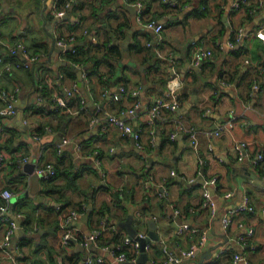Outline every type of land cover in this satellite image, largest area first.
<instances>
[{
	"label": "crops",
	"instance_id": "0c3cea01",
	"mask_svg": "<svg viewBox=\"0 0 264 264\" xmlns=\"http://www.w3.org/2000/svg\"><path fill=\"white\" fill-rule=\"evenodd\" d=\"M73 1H82L85 19L81 11L69 7ZM172 1L151 0L141 19L138 5L145 9L143 0H69L70 5L66 3L62 9L65 18L55 15L60 9L57 0H0L4 60L10 56L5 61L22 59L9 49L18 41L40 53V59L30 67L4 72L0 64V108L9 101L3 91L14 93L15 104H19L15 114L0 116V151L6 154V161L0 163V194L10 188L20 193L14 202L25 197L21 204H26L21 214L14 207V213L22 218L23 233L15 230L7 248L13 256L19 257L20 252L21 258H38L43 264H58L60 259L63 264H83L88 254L103 255L104 264L136 261L140 248L126 245L128 260L122 263H117L110 251L115 234H121L117 242L128 235L119 222L133 215L138 232L147 233L154 224L159 237L146 247L148 258L142 264H225L235 253L245 254L248 264H264V160L256 167L249 161L252 154H264V76L258 72L264 66V40L253 32L264 23V7L250 13L254 0L237 11L230 9L232 0H208L206 9L200 6L201 0ZM127 4L134 5L135 12ZM93 5L101 6L99 16L91 13ZM149 17L163 23L159 34L146 27ZM75 23L80 26L72 29ZM240 28L242 40L231 48L217 46ZM67 36L74 37L73 44L69 42L72 51L76 45L94 44L92 52L104 55L111 45H118L110 50L114 68L103 62L87 73V68L73 64L66 54L70 49L63 51L57 43L58 38ZM197 46L211 50L199 66L192 62ZM63 66H72L77 78L63 71ZM74 66L83 71V87ZM43 77L51 85L57 84L49 97L41 94ZM171 78L179 81L176 108L161 107L160 112L170 118L151 120L148 110L159 99H168L165 91ZM70 89L73 93H66ZM115 93L120 95L117 100ZM57 94L66 96L65 106H58ZM132 108L138 111L137 116L130 117ZM102 112L130 117L128 122L141 133L140 142L116 124L91 127L93 118ZM176 119L197 131L180 130ZM224 124L217 134L209 132ZM174 130L177 134L171 138ZM179 131L182 134L178 136ZM60 134L68 141L58 146L55 138ZM236 140L247 144L248 155L242 160L237 158ZM34 155L33 161L40 155L42 161H52L64 170L52 184H64L68 174L72 177L84 170L74 186L64 191L72 200L65 210L77 207L80 212L73 222L76 242L62 244L56 205L65 203L48 194L50 187L44 182L48 180L39 177V191L24 193L31 179L21 158L27 156L29 161ZM212 177L216 183L208 188L217 204L215 216L202 204L204 181ZM190 178L194 179L188 181ZM245 197L254 210L234 214L230 227L223 230L220 216ZM84 201L88 207L92 202L91 210L96 213L91 223L89 215V221L78 226L75 223L87 211L80 210ZM105 204L109 210L102 218L99 210ZM175 210L179 211L177 217ZM27 212H31L30 222H26ZM175 218L188 222L195 231L176 234ZM248 226L253 228L251 236L244 234ZM98 227H104L100 237L87 248L84 238ZM5 230L6 225L0 223V238ZM202 235L206 244L194 255L178 263L165 260L164 245L177 251L196 243ZM26 239L30 240L27 244ZM217 244L212 255L201 258L206 248ZM7 251L0 250V264H13Z\"/></svg>",
	"mask_w": 264,
	"mask_h": 264
},
{
	"label": "built area",
	"instance_id": "2783aa9c",
	"mask_svg": "<svg viewBox=\"0 0 264 264\" xmlns=\"http://www.w3.org/2000/svg\"><path fill=\"white\" fill-rule=\"evenodd\" d=\"M251 0H232L230 6V9L233 11H237L238 9L242 8L243 6H246L249 4ZM166 3L173 4L174 2L172 0H164ZM262 4V0H254L253 5L249 7V12L253 13L256 9L259 8V6ZM70 5V2H67L66 6ZM139 8H142V4L138 5ZM141 14H139V17L142 19L143 17V10L140 9L139 11ZM64 14V11L61 9H56L55 15L58 18H61ZM145 25L147 28L152 29L154 33L159 34L164 27L163 23L161 21L156 20L153 17H149L146 19ZM0 32H1V23H0ZM254 35L258 37L259 39L264 40V23L259 26V28L255 29ZM244 37V32L242 28H240L234 35L229 36L224 40L223 42L219 41L217 42L218 47H223L224 45L227 47H233L236 42H239ZM73 36H67L66 38H58L57 43L62 47V50L65 51L68 49L69 42L71 41V44H73ZM11 54L14 55H21L22 59L17 61H5L3 56L0 53V64H1V70L2 71H12L15 68H23V67H30L31 64L38 61L40 59V53L36 51H32L27 44H25L22 41H18L9 47ZM211 55V50L202 46H197L194 48L192 52V62L194 65H200L202 61L209 57ZM258 72L260 75L264 76V66H260L258 69ZM76 85V83H75ZM179 86V81L176 80V78H171L167 82V89H166V96L168 97L167 100L159 99L154 106H152L148 111L150 115L152 116L151 120L154 118H157L161 121L170 118L168 115H164L160 112L161 107H168L170 110H174L176 108V89ZM254 88L258 87L257 84H254ZM121 90L125 91V87L121 86ZM66 93L72 94L73 90L70 89ZM2 95L7 97L9 99L8 104L4 107L0 108V116H10L17 112V107L15 104V94L8 91H3ZM114 99H119L120 95L119 93H115L113 95ZM55 99L58 103V106H65L67 104L66 96L63 94H57L55 96ZM98 111H103L102 107H98ZM130 117L137 116L139 113L136 109H130L129 111ZM130 117L125 116H118L111 113H105L102 112L100 115H97L93 118L91 121V127L95 125H108V124H116L119 125L122 128V131L126 135H132L134 139L139 143L141 138V133L139 130H136L133 125H131L128 122V119ZM173 120V119H172ZM175 121L178 122V126L180 130L188 131L194 134L197 130H194L188 126H186L181 120L176 119ZM224 125H219L215 129L210 130V133H218L220 130L224 128ZM3 133V127L0 124V138L2 137ZM177 132L171 131L170 137L175 138ZM68 139H64L62 143L67 142ZM61 145V143L58 144V146ZM246 142L243 140H236L234 142V147L236 150L237 158L239 160H242L247 156L246 152ZM249 161L253 166H257L261 161L264 159V154L262 152H257L256 154L249 156ZM6 154L1 150L0 151V163L5 162L6 160ZM28 160L27 156H24L21 158V161L26 163ZM35 162L34 166V172H36L39 177L45 180H50L57 174V167L52 161H42L41 156L39 155ZM171 174H175V172L172 170ZM194 178H190L188 181H192ZM216 178L212 177L206 181H204V191H203V198H202V204L206 208H208L211 211V215L215 216L218 213L217 204L214 200L211 199V193L208 188V184H215ZM20 193L12 191L10 188H5L2 191V198L4 199L3 202H0V223H3L6 225V232L2 238H0V250L7 251L8 246L11 243L12 237L14 235V232L17 228V221L10 215V207L12 205V202L16 199L17 196H19ZM57 210L60 212V228L62 230V244L68 245L70 242H72V238L74 236L73 230V222L79 218L80 212L76 209L77 207H72L68 210H65L64 204H58L56 205ZM88 204L85 202H82L80 204V210L85 211L88 210ZM254 208L251 204L248 202V197H245L244 200L240 203H238L236 206L232 207L231 209L226 210L221 216H220V222L223 230H227L231 223L233 222V215L239 212L243 211H253ZM179 211H174V216H178ZM19 216V215H17ZM20 217V216H19ZM174 221L176 222L175 227V233L181 234L182 232L186 230H192L195 231V229L191 228L188 222H178L175 218ZM241 226V224L239 225ZM104 227H98L97 229H94L91 233L87 234L86 237L83 240V244L90 248V246L97 242L98 238L101 235V232L103 231ZM245 235L251 236L253 234V228L251 226H248L245 230ZM137 236L139 237H146V232H138ZM131 237L129 235H124L118 242H116L113 246V249L110 251L113 253L116 262L122 263L128 260L127 253L125 251L126 245L128 246H134L135 248H140V240L138 237ZM206 244V237L205 235H202L201 238L196 242L192 243L188 248H179L177 251H172L167 248L166 245L163 246V251L166 253L167 260L171 263H178L181 260H183L185 257H190L194 255L197 251L200 250L202 246ZM150 245V241L146 242V247ZM251 248H254V245H250ZM249 246V247H250ZM108 248V247H106ZM7 253H9L7 251ZM13 264H41L38 258H29V259H23L21 258V255L13 256L9 253V256ZM105 257L103 255H92L88 254L83 261V264H104ZM239 262H243L244 264L247 263V259L245 254L241 253H235L233 254V258L231 261H227L225 264H236ZM58 264H63L61 259L58 261Z\"/></svg>",
	"mask_w": 264,
	"mask_h": 264
},
{
	"label": "trees",
	"instance_id": "16d2710c",
	"mask_svg": "<svg viewBox=\"0 0 264 264\" xmlns=\"http://www.w3.org/2000/svg\"><path fill=\"white\" fill-rule=\"evenodd\" d=\"M69 0H57V7L60 8L61 10L64 9L63 7L65 6V4L68 2ZM80 1V0H79ZM128 2L130 3H134L136 2L137 0H127ZM146 1V8L143 10V14H145V12L148 10V5H149V2L151 0H145ZM143 0V3L145 2ZM82 2V1H81ZM79 2H75L73 1L72 4L69 6H73L75 9H77L78 11H81L82 14H81V18L82 19H85L87 17L86 14H84V7H83V4ZM207 5H208V0H201L200 1V6H204L203 9H206L207 8ZM69 7L67 8V10L69 9ZM91 13H93L94 15H98L99 16V10H101V6H92V9H91ZM65 11V10H63ZM52 18L55 19V16H52ZM80 26L79 23H75L71 26L72 29H77L78 27ZM110 40V39H109ZM108 40V41H109ZM94 44L92 45H87V46H79V45H76L75 48L76 50L75 51H72V49L66 51V54L68 55L69 59L73 62V64H76V65H80V66H83L84 68H87V73H91L94 71V69H98V66L100 64H102L103 62L110 65L111 68H114V63L112 61V57H113V54L112 52H110V50L114 51L116 50V46L118 45H111L108 49V51L104 54L106 55V57H104V55H99L98 53H93L92 52V48H93ZM137 46V44H136ZM1 53V52H0ZM13 55V54H12ZM10 57H13V56H10ZM10 57H5V60L7 59H10ZM92 66V67H91ZM93 68V69H92ZM62 70L65 71V72H68L71 74V76L76 79L77 78V74L75 72V70L72 68V66H63L62 67ZM53 82V80H52ZM41 84H42V87H41V94L43 96H51L52 93L55 91V87L57 86L56 84V81L53 82V85L54 87L53 88H50L52 87L53 85H51L47 78L43 77L42 81H41ZM61 93V92H59ZM78 103L79 105H81V98H79L78 100ZM57 167V174L51 178L50 180L48 181H44L48 184V186L50 187V190L48 191V194H50L51 196H53V198L57 201V202H64L65 203V207L69 206L72 204V200L68 198V196L66 195V193L64 192L65 191V188L67 187H71V186H74L73 183L76 182V179L77 177H79L80 175H82L83 171L84 170H80L77 174H75L76 176H72L70 177V174L67 175V179H68V182L64 183V184H52L51 181H53L58 175H60L61 173H64V170L61 169L60 167L56 166ZM23 176V175H22ZM26 183V182H25ZM78 185V184H77ZM5 189V188H4ZM2 189V191L4 190ZM17 191V190H16ZM2 193V192H1ZM57 194V195H56ZM25 200V197H21L19 199V202L18 203H15L14 204V207H15V210L17 211V213L21 214L20 211L22 209L25 208V203L24 204H21L23 201ZM4 199L2 198L1 194H0V202H3ZM121 198L120 196H117V203L120 204L121 202ZM87 202V201H86ZM88 203V202H87ZM21 204V205H20ZM105 208V209H104ZM25 210V209H24ZM109 210V205L108 204H105L100 210L99 212L101 213L100 216L103 218L104 217V214L105 212ZM88 211V210H87ZM86 211V212H87ZM96 213V210L93 209L90 211V223L92 222L93 220V216L95 215ZM28 216H27V219H26V222H30L32 221V218H31V212H27ZM89 223V226H91L92 224ZM107 224H110L109 223V220H107ZM116 236H114V242L116 243L117 242V239H119V235H121L120 233L118 234H115ZM80 240H81V236L79 237ZM29 239H26L25 240V243H29ZM20 246V245H19ZM166 258V257H165ZM41 264H43V262H40Z\"/></svg>",
	"mask_w": 264,
	"mask_h": 264
},
{
	"label": "water",
	"instance_id": "95a60500",
	"mask_svg": "<svg viewBox=\"0 0 264 264\" xmlns=\"http://www.w3.org/2000/svg\"><path fill=\"white\" fill-rule=\"evenodd\" d=\"M126 7L129 8L130 10L134 11V12L136 10L135 6L131 5V4H127ZM65 16H66V14L64 16H62V18H65ZM225 19H226V15L223 16V20H225ZM53 44H54V46L56 44V39L54 37H53ZM74 46H75V44H74ZM68 48L70 49L71 46H68ZM64 63L66 64L67 62L64 61ZM74 68L77 70V73H78L79 86L83 87L84 86L83 71L81 69H79L77 66H74ZM18 105L19 104L16 103V107L17 108L19 107ZM62 131H64V128H62ZM178 133H179L178 136L180 134H182L181 131H179ZM63 140H64V137L61 134L58 135L57 138H55V142L62 143ZM35 155L32 158H30V160L27 161L25 164H22V166L25 167V172L30 176V179H31V184H30L29 189H26V191L24 192L25 195H29L30 193L34 194V193H37L39 191V187H40L39 175L36 172H34L35 162L33 161V158L35 157ZM210 193H211V190H210ZM14 204H15V202H12V205L10 207V215L17 221L16 232L23 233L22 218H20L19 216H17V214L14 213ZM92 208H93V203L91 202L89 204L88 211L85 212L81 216L80 221L75 223V224H77L78 226H81L83 222L87 223L89 221V215H90V211H91ZM119 224L121 226H124L127 229L129 236H131V237H136L137 236L138 230L133 225V215H129L127 217V219L120 221ZM149 228H150V230L147 232V236L146 237L137 236L138 239L140 240V254H139L137 260L136 261L125 262V264H142V263H146L147 258H148L147 251H146V242L147 241H152V240H157L159 238L158 234L154 232V228H155L154 224H152ZM76 241H77L76 237H73L72 238V242H76ZM217 246H218V244L214 245V246H209L208 248H206L202 252L201 258H204V257L208 258L210 255H212V250L214 248H216Z\"/></svg>",
	"mask_w": 264,
	"mask_h": 264
},
{
	"label": "rangeland",
	"instance_id": "374dc122",
	"mask_svg": "<svg viewBox=\"0 0 264 264\" xmlns=\"http://www.w3.org/2000/svg\"><path fill=\"white\" fill-rule=\"evenodd\" d=\"M264 7V0H262V4L259 6V8ZM140 9H144V8H140ZM239 29L235 30V31H231L230 36L234 35ZM256 154V153H255ZM253 155V154H252ZM264 160V159H263ZM85 203H87L86 201H84ZM88 204V203H87ZM6 232V230H5ZM5 234V233H4ZM170 249V248H169ZM171 250V249H170ZM173 251V250H172ZM164 252V251H163ZM19 255H22V253L19 252ZM165 257L167 256L166 253H164ZM165 260H167V257L165 258ZM226 263V262H225Z\"/></svg>",
	"mask_w": 264,
	"mask_h": 264
}]
</instances>
